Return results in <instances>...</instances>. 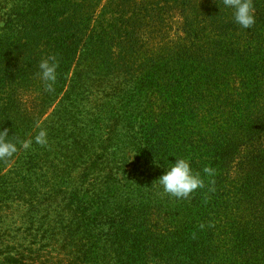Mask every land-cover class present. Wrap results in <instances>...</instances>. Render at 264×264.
Returning <instances> with one entry per match:
<instances>
[{
  "label": "trees",
  "instance_id": "trees-1",
  "mask_svg": "<svg viewBox=\"0 0 264 264\" xmlns=\"http://www.w3.org/2000/svg\"><path fill=\"white\" fill-rule=\"evenodd\" d=\"M253 6L243 29L223 0H0V131L18 149L0 159V264H264ZM175 158L204 181L188 198L157 181Z\"/></svg>",
  "mask_w": 264,
  "mask_h": 264
},
{
  "label": "clouds",
  "instance_id": "clouds-1",
  "mask_svg": "<svg viewBox=\"0 0 264 264\" xmlns=\"http://www.w3.org/2000/svg\"><path fill=\"white\" fill-rule=\"evenodd\" d=\"M226 8L233 10V20L243 29H250L256 22L255 8L253 0H223ZM56 58L50 56L41 60L39 63L40 77L44 82L45 89L49 92L54 90V84L57 80ZM8 130L0 131V159L10 158L17 151L16 143L6 139ZM36 144L44 146L48 143L47 131L41 129L34 137ZM32 145V140H25L21 143V147L25 150ZM165 168L164 173L158 178L159 185L163 187L164 192L176 197L177 199L188 198L198 188L204 187V181L198 172H194L190 166L189 160L185 158H175L174 163ZM203 172L212 176L214 169L205 166Z\"/></svg>",
  "mask_w": 264,
  "mask_h": 264
},
{
  "label": "rangeland",
  "instance_id": "rangeland-1",
  "mask_svg": "<svg viewBox=\"0 0 264 264\" xmlns=\"http://www.w3.org/2000/svg\"><path fill=\"white\" fill-rule=\"evenodd\" d=\"M2 12H1V9H0V14H1ZM0 18H1V16H0ZM1 22V21H0Z\"/></svg>",
  "mask_w": 264,
  "mask_h": 264
}]
</instances>
